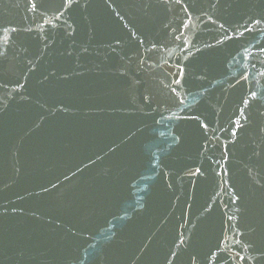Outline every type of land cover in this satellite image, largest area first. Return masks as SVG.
I'll use <instances>...</instances> for the list:
<instances>
[{
  "label": "water",
  "instance_id": "obj_1",
  "mask_svg": "<svg viewBox=\"0 0 264 264\" xmlns=\"http://www.w3.org/2000/svg\"><path fill=\"white\" fill-rule=\"evenodd\" d=\"M0 264H264V0H0Z\"/></svg>",
  "mask_w": 264,
  "mask_h": 264
}]
</instances>
